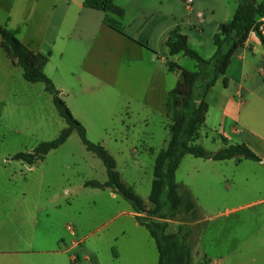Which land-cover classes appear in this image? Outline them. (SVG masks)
Segmentation results:
<instances>
[{"label": "rangeland", "instance_id": "374dc122", "mask_svg": "<svg viewBox=\"0 0 264 264\" xmlns=\"http://www.w3.org/2000/svg\"><path fill=\"white\" fill-rule=\"evenodd\" d=\"M32 1H36L35 8L45 3V0ZM27 4L28 0H18L11 14L8 8L0 6V24L16 29L14 23L17 22L20 40L38 38V13L31 14L33 3ZM8 16L13 17L14 23H8ZM52 32L51 24L45 40H51ZM207 36L209 31H206ZM209 40V45L193 47L204 58L209 49L215 48L212 39ZM104 43L103 53L109 55L110 60L102 61L105 68L102 78L109 89L102 91L100 87L98 92L91 90L84 96L73 94L72 99L66 95V101L74 116H81V121L75 118L84 125L91 141L97 143L103 139L113 143L115 139L127 137L126 145L135 140L141 146L134 157L121 149L114 154L123 181L145 198L151 191L155 159L143 148L145 144L164 148L170 133L158 110L145 107L147 95L143 93L142 106L134 110L132 119L123 110L121 54H112V47L120 46ZM182 59L187 61L182 68L196 70V61L189 57ZM92 60L97 64V59ZM169 61L164 63L166 69H170ZM58 62L70 67L75 61ZM175 77L174 73L167 77L171 90L177 84L173 82ZM71 79L67 73L62 85L69 89ZM222 88L223 85L211 89L206 99L212 107L209 128L214 121L219 128L217 115ZM0 97L4 99L0 103V134L4 136V142L0 143V221L7 224L4 229L24 240L28 238L31 249L68 250V255L77 259L73 264H157L159 254L155 241L144 226L136 224L131 204L110 188L85 186L87 181L107 179V174L104 164L87 151L76 132L46 160L29 164L14 158L17 153H32L41 143L57 138L67 127L44 84L27 82L21 68L15 66L11 83ZM207 126L201 129L203 137L196 144L211 152L218 151L224 146L223 139ZM233 127L240 132L233 136L232 144L252 146L262 158L264 124L260 109H256L252 101L244 104L240 122L227 121L226 130L230 132ZM89 157H94L100 168L90 166ZM176 181L180 184V195L192 194L197 212L166 219V232H177L180 227L191 231V264H264V254L252 252L255 248H264V162L212 161L186 155ZM163 202L166 203L165 195ZM150 209L152 206L147 204V211ZM143 217L158 218L148 213ZM85 255L90 260H86ZM44 259L48 261L50 256Z\"/></svg>", "mask_w": 264, "mask_h": 264}, {"label": "crops", "instance_id": "0c3cea01", "mask_svg": "<svg viewBox=\"0 0 264 264\" xmlns=\"http://www.w3.org/2000/svg\"><path fill=\"white\" fill-rule=\"evenodd\" d=\"M260 1L257 0V2ZM16 2L18 0H0V6L8 8L11 14L15 9ZM29 3H33L31 14H34L35 11L38 13V21L36 22L38 23V38L36 39L34 36L27 40L21 38V41L34 52L43 56L48 55L44 72L52 79L66 104V95L72 99L73 94L84 96L89 95L91 90L98 92L100 87H102V91L109 89L108 83L102 78V72H105L102 61L104 58L107 61L110 60V56L103 53L106 45L104 41L112 42V44L115 43L120 46L116 48L113 44L112 54H121V101H123V110L132 119L135 116L134 110L138 108V105L142 106L143 93L147 95L145 107L158 110L168 131L164 103L172 85L167 83V77L168 74H176L173 82L176 81L177 83L179 73L177 70L166 69L164 63L170 59L168 63L183 67V63L187 62L182 59L186 57L183 54L175 56L169 54L166 42L170 33L178 29L187 36L188 43L192 48L194 46L203 47L204 44L209 45V39L211 38L213 41V36L218 33L219 26L229 22L239 6V0H193L191 8L186 6L184 0H114V5L123 11V16L120 17L115 13L105 14L85 8L83 6L84 0H45L44 4L36 8L34 6L36 1L28 0L27 5ZM27 11L26 7L25 12L27 13ZM200 14L203 15L202 23L199 22ZM7 21L11 24L13 17L8 16ZM259 21L264 25V17L259 18ZM51 24L53 25L52 38L45 40L46 32L49 31ZM14 25L17 29V22ZM206 31H209L207 37ZM19 34L21 35L20 30ZM215 51L216 48L209 49L205 59L211 58ZM94 58L97 59V64L93 63L92 59ZM66 59L75 62L70 67L58 62V60ZM14 67L15 65L5 52L0 55V94L11 83ZM67 73L72 78L69 89L62 85V79L66 78ZM225 77L228 79L226 86L224 84ZM225 77L221 76L215 86L211 88L215 90L223 85L219 91L221 96V105H219L220 109H218L217 115V121L220 120L219 128H216L215 121L210 128L207 126L212 114V107L207 100L209 110L203 127L207 126L210 131L215 132L217 137L232 144L233 136L240 131L233 127L228 132L226 130L227 121L233 119L236 123L240 122L244 104L252 101L256 109H260L264 124V45L256 32L249 35L245 47L233 57ZM3 101L4 99L0 97V103ZM132 103L137 104V107ZM69 109L74 115L71 107ZM75 117L81 121L79 114H75ZM144 119L148 120L147 118ZM123 124L125 125L126 121H123ZM201 129L197 141L203 137ZM204 136L208 138V132H205ZM0 138V143H3L4 136L0 134ZM70 138L71 136L63 145ZM126 141L128 138L124 137L123 140L115 139L113 143L103 139L98 140L97 143H101L114 158V151L119 152L120 149L131 157L136 156L140 152L141 146L135 140L130 145H126ZM168 142H165L164 148L167 147ZM120 143L122 144L121 147H119ZM248 147L253 152L257 151L252 146ZM164 148H155L151 144H145L143 150L153 155L155 159L156 155ZM56 150L49 152L45 160ZM259 159L260 161L256 162H264V156ZM89 162L91 163L90 166L100 168V163L94 157H89ZM117 170L121 175L118 164ZM121 179L123 181L122 176ZM107 180L108 177L103 181H96L105 183ZM113 196H116L115 193ZM148 197L143 199L147 201ZM132 215L136 218L137 214L133 212ZM136 224L142 226L138 221ZM6 226V223L0 221V264H73L77 260L68 255V250L61 248L58 250L31 249L28 238L24 240L23 237H18L13 231L4 229ZM252 252L264 254V248H255ZM46 255L50 256L48 261L44 259ZM85 259L90 260V257L85 255Z\"/></svg>", "mask_w": 264, "mask_h": 264}, {"label": "trees", "instance_id": "16d2710c", "mask_svg": "<svg viewBox=\"0 0 264 264\" xmlns=\"http://www.w3.org/2000/svg\"><path fill=\"white\" fill-rule=\"evenodd\" d=\"M83 6L88 9L115 13L123 16V11L114 5V0H84ZM264 17V0H239V6L232 19L219 26V31L213 36L216 48L215 54L203 58L188 43L187 36L178 29L173 30L166 42L169 54L175 56L183 54L196 61L195 71H188L179 65L170 63V69L177 70L179 80L174 89L166 97L164 103L165 116L168 122L170 140L167 147L162 149L155 158L153 180L148 200L145 201L134 189L125 184L115 158L101 143L92 142L87 135L84 125L75 118L66 102L61 98L52 79L44 72L48 57L34 52L18 37V29H10L0 24V51H4L16 67H20L23 78L30 83H43L45 90L51 95L60 116L65 120L67 127L60 135L48 142L38 145L32 153H17L15 159L34 164L37 160H44L52 150L58 149L67 139L77 133L87 151L93 153L104 164L108 180L105 183L87 181L85 186L98 189H112L131 204L137 214V221L144 226L154 239L159 254L157 264H191L192 250L189 244L191 231H183L180 227L177 232L167 233L168 218L179 214L196 215V205L189 192L179 194V184L176 181V172L186 155L212 161H226L243 159L260 161L259 157L244 143L229 144L224 141V147L211 152L196 144L200 129L206 121L209 105L206 97L221 76H226L233 57L245 47L252 32L261 38L264 45V36L259 31L262 24L259 18ZM225 86L228 79H224ZM166 197V205L163 196ZM147 204L152 209L147 211ZM165 207L167 208L164 211ZM158 217L149 219L144 214ZM204 264H209L205 262Z\"/></svg>", "mask_w": 264, "mask_h": 264}, {"label": "built area", "instance_id": "2783aa9c", "mask_svg": "<svg viewBox=\"0 0 264 264\" xmlns=\"http://www.w3.org/2000/svg\"><path fill=\"white\" fill-rule=\"evenodd\" d=\"M184 2L186 4V6L189 7V8H191L193 6V0H184ZM202 21H203V15L200 14L199 15V22L202 23ZM259 31L264 36V25L261 24L259 26ZM68 229L72 230L71 227H69V226H68Z\"/></svg>", "mask_w": 264, "mask_h": 264}]
</instances>
